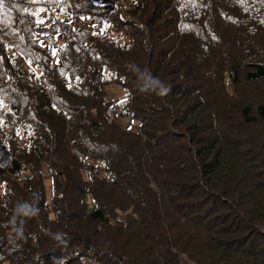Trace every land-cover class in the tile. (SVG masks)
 <instances>
[{
    "label": "trees",
    "instance_id": "obj_1",
    "mask_svg": "<svg viewBox=\"0 0 264 264\" xmlns=\"http://www.w3.org/2000/svg\"><path fill=\"white\" fill-rule=\"evenodd\" d=\"M119 1L4 0L0 264H264V0Z\"/></svg>",
    "mask_w": 264,
    "mask_h": 264
},
{
    "label": "built area",
    "instance_id": "obj_2",
    "mask_svg": "<svg viewBox=\"0 0 264 264\" xmlns=\"http://www.w3.org/2000/svg\"><path fill=\"white\" fill-rule=\"evenodd\" d=\"M73 25V30L76 31L79 28H89L90 26V21L89 19L83 18L79 20L78 22L72 23ZM65 30H61L59 26H57V23L54 22L50 26H45V27H36L34 30V34L36 37L41 38V39H47V38H55L56 41L61 42L63 39V35L65 34ZM104 40H108V36L104 37ZM69 58L72 59V56L70 55ZM108 116L109 120L111 122H116L120 118L119 112L117 105L114 103H111L108 108ZM20 143H23V141H20ZM9 162V155L7 152L3 151L0 154V163L2 165H7ZM49 172L46 173L48 175ZM87 174V172H86Z\"/></svg>",
    "mask_w": 264,
    "mask_h": 264
},
{
    "label": "rangeland",
    "instance_id": "obj_3",
    "mask_svg": "<svg viewBox=\"0 0 264 264\" xmlns=\"http://www.w3.org/2000/svg\"><path fill=\"white\" fill-rule=\"evenodd\" d=\"M97 1L101 2V3H108V2H111L112 0H97ZM106 35L108 36V39H109V35L108 34H106ZM107 91H108L107 98L109 100V103H111L112 100H116V99H118V98H120L121 96L124 95V91L122 89L114 86V85L109 86V88H107ZM116 122H119L120 124L125 125L126 124V118H123V117L119 118V120L116 121ZM2 152L3 151H1V153ZM47 172H49V171L46 170V173ZM85 176H86L87 179L89 178V174H85ZM46 184H47V191L50 194L51 193L50 183L47 182Z\"/></svg>",
    "mask_w": 264,
    "mask_h": 264
},
{
    "label": "snow or ice",
    "instance_id": "obj_4",
    "mask_svg": "<svg viewBox=\"0 0 264 264\" xmlns=\"http://www.w3.org/2000/svg\"><path fill=\"white\" fill-rule=\"evenodd\" d=\"M4 8V0H0V9ZM41 23H43V21H41Z\"/></svg>",
    "mask_w": 264,
    "mask_h": 264
},
{
    "label": "water",
    "instance_id": "obj_5",
    "mask_svg": "<svg viewBox=\"0 0 264 264\" xmlns=\"http://www.w3.org/2000/svg\"><path fill=\"white\" fill-rule=\"evenodd\" d=\"M120 4V6H121V3H119ZM89 249H91V248H89Z\"/></svg>",
    "mask_w": 264,
    "mask_h": 264
}]
</instances>
